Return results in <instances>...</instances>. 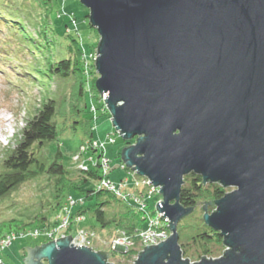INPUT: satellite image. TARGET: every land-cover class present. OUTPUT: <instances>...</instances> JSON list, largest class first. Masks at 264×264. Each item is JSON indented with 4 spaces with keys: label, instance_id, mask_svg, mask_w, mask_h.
Segmentation results:
<instances>
[{
    "label": "water",
    "instance_id": "obj_1",
    "mask_svg": "<svg viewBox=\"0 0 264 264\" xmlns=\"http://www.w3.org/2000/svg\"><path fill=\"white\" fill-rule=\"evenodd\" d=\"M81 2L99 33L95 87L114 129L135 137L121 160L160 187L156 207L170 220L169 236L134 264H264V0ZM190 172L232 187L200 207L223 238L216 258L182 256ZM25 247L24 264H114L70 234Z\"/></svg>",
    "mask_w": 264,
    "mask_h": 264
},
{
    "label": "trees",
    "instance_id": "obj_2",
    "mask_svg": "<svg viewBox=\"0 0 264 264\" xmlns=\"http://www.w3.org/2000/svg\"><path fill=\"white\" fill-rule=\"evenodd\" d=\"M35 2L38 5L36 13L39 15L40 21L37 25L30 23V20L28 22L38 28L39 38L36 39L30 35L25 27L22 28V32L18 28H14L16 23L22 26L25 25L23 21L27 20H24L25 17L23 18L20 14L24 10L21 4H18L16 0H0V25L4 24V28L10 33L6 37L12 40L14 47L12 51L17 47L24 54L31 55L33 67L48 77L56 76L57 78L69 79L72 76L75 81L68 97V111L65 110L68 100L66 95L59 102L51 96L44 97L39 107L26 120L25 126L17 133L16 146L9 148L4 157L1 158L0 199L17 189L22 183L31 181V179L42 176V174L48 176L52 189L44 211L39 210L31 216H25L26 220L15 216L0 220V239L12 231L20 232L25 229L43 228L54 224L55 215L60 211L66 196L68 194L72 196L71 191L74 190L85 199L84 204L74 210L75 213L82 212L85 214L89 211L99 224V228L111 227L114 229V234L122 229L134 239L135 244L129 248L128 252L110 250L107 261L130 257L140 249V239L136 232L144 227L145 217L136 206L118 199L112 192L93 189V184L101 178L98 165L89 167L86 171L77 166L69 168L62 163L63 154L59 145L53 149L49 146L64 129H73L76 124H79L89 134V139L92 138L94 135V118L92 114L87 118H82V114L88 105L87 98H85L88 90L85 87L86 76L84 74L82 44H78L77 40L72 37L66 40L65 44H59L63 46L57 49L55 32L50 18L54 13L55 1L35 0ZM9 9L14 12H9ZM32 19L37 21L33 16ZM49 30L54 35L49 34ZM5 39L4 35V39L1 41L4 42ZM95 76L91 83V99H97L96 95L99 92L95 87L98 76ZM80 104H82V109L79 108ZM134 138L125 140V146L132 143ZM121 154L122 151L119 153L120 157ZM183 181L179 198V202L183 206L195 208L199 201L212 202L228 192L227 188L219 182L208 181L204 183L200 174L196 172L185 174ZM213 206V204H209L208 207L213 209ZM50 219L53 220L52 224L49 223ZM178 225L179 245L183 257L188 256L187 252L190 246H194V251L198 252L195 257L200 258L211 255L209 245L212 243L224 248L221 234L205 224L203 216L198 217L194 222H186V225L179 221ZM186 228L188 231L183 234L181 230ZM43 241L42 244L49 242L46 238H43Z\"/></svg>",
    "mask_w": 264,
    "mask_h": 264
},
{
    "label": "rangeland",
    "instance_id": "obj_3",
    "mask_svg": "<svg viewBox=\"0 0 264 264\" xmlns=\"http://www.w3.org/2000/svg\"><path fill=\"white\" fill-rule=\"evenodd\" d=\"M53 15L51 18V25L53 31L55 32L56 41L55 44L57 49L65 44L66 40L70 38H75L78 44H82L83 52L86 55H90L93 52L96 53V47L98 45L99 33L96 28L89 22V11L88 8L81 2V0H54ZM18 4L23 7L22 17L27 20L23 21L25 25H15L14 28H18L22 32V28L25 27L29 31L30 35L39 38L38 28H36L37 23L40 21L39 15L36 13L38 5L35 0H16ZM9 12H14L9 9ZM32 16L36 18L37 21L32 19ZM30 20V21H29ZM36 25H32V24ZM49 21V20H48ZM4 24L0 25V161L4 157V154L9 148L16 146L17 133L26 124V120L35 112L39 107L42 99L44 97H53L59 101L62 100L63 96L66 95L67 99L69 93L71 92V86L75 79L71 76L69 79L48 77L43 74L42 71L33 67V62L31 55L24 54L23 51L15 47L12 51L13 43L12 40L6 36L10 34ZM14 30V29H13ZM49 34L50 30H49ZM54 35V34H52ZM26 43V41L24 40ZM59 45V46H58ZM95 59L92 58L87 61L85 66L84 74L86 76L85 85L88 82L89 87H87V92L85 98H87V108L82 114V118H87L91 115L92 104L96 105L97 117L94 118V135L90 139H105L107 132H112L114 126L110 119V113L108 109L102 108L103 102L96 98H90L91 83L95 75L98 76L96 72ZM43 63V62H42ZM41 63V65H42ZM84 64V63H83ZM37 67V66H35ZM87 69V71H86ZM86 87V86H85ZM98 94V93H97ZM97 96V95H96ZM68 102H66L65 110L68 109ZM70 105V103H69ZM82 109V104L79 105ZM68 111V110H67ZM116 131V130H114ZM116 143L110 144L106 148L107 156L110 158L111 166L108 170V176L111 180L118 182L122 177H128L131 181L132 174L127 172L126 169L120 167L119 153L125 146V140L122 139L120 133L116 134ZM89 139V134L82 129L79 124H76L75 128L64 129L58 137L52 141L49 146L51 149L59 145L60 150L63 154L62 163L69 168H74L77 166L76 162L73 161L72 156L78 151L79 147L83 145ZM92 156L94 160L97 159V152H92L91 150L83 153L81 160L88 163L90 167H93V163L88 160L89 156ZM232 187H228L227 190L230 191ZM51 182L48 176L43 175L31 181H26L22 183L17 189L13 190L6 197L0 199V220L10 218L11 216L23 218L26 220L25 216H31L33 213L39 210L44 211L46 207L47 200L50 196ZM72 197L76 199L80 197V194L74 190L71 191ZM155 196H152L147 201V210L152 211L154 207ZM204 202H199L194 210L183 219L180 223L186 225V222H194L198 217L203 216V210L200 209ZM80 204H76L73 208L76 210ZM207 210L211 212L215 209L208 207ZM116 209L118 207H115ZM191 215V216H190ZM86 222L83 224L86 227L95 229L98 233V237H104L105 239H110L114 235L113 228H99V224L91 216L89 211L85 212ZM52 219L49 223L52 224ZM93 225V226H91ZM178 225V224H177ZM179 226V225H178ZM182 233L186 234L188 229H182ZM179 233V230H178ZM185 241V240H184ZM43 238L41 236L31 237L23 236L17 237L13 240V245L6 248L2 254L4 256L7 264H24V257L27 255L26 247H34L35 245H41L43 243ZM180 242V237H179ZM210 246L211 255L206 256L211 258L219 257L225 249L221 245H216L212 243ZM95 251L107 250L104 244L96 240L94 241ZM188 256L191 261H198L200 257H195L198 253L194 251V246L188 247ZM110 255V254H109ZM183 255V253H182ZM203 255V254H202ZM185 257V258H186ZM132 256L122 257V259H111L109 262H114V264H133Z\"/></svg>",
    "mask_w": 264,
    "mask_h": 264
},
{
    "label": "built area",
    "instance_id": "obj_4",
    "mask_svg": "<svg viewBox=\"0 0 264 264\" xmlns=\"http://www.w3.org/2000/svg\"><path fill=\"white\" fill-rule=\"evenodd\" d=\"M83 63L87 64L89 59L96 58L97 54L92 53L86 55L84 52ZM87 71V69H86ZM86 87H89L87 82ZM90 92V91H89ZM107 94L104 92L97 94L98 100L104 103L102 108L106 109L104 98ZM91 114L93 118L97 117V108L95 104H92ZM110 116V115H109ZM115 130V129H114ZM112 132H107L105 139H88L83 145H81L77 152L73 156V161L76 162L77 167L81 170L86 171L90 166L88 163L81 160L83 153L91 150L92 152H97V159L94 160L90 155L88 160L93 163L95 167L98 165L100 167L101 178H99L93 185V189L106 190L112 192L118 199H121L128 204L136 206V208L145 217V224L142 229L137 230L136 234L139 241V250L132 255V262L134 264L138 252L143 250L145 245H154L161 241H164L171 233L167 216H162V212H159L156 207V203L162 201V193L158 190L160 187L154 186L151 180L147 176L139 175L137 172L128 168L126 164L121 160L120 167L126 169L127 172L132 174V179L129 182L128 177H122L118 182L110 179L108 176V170L110 169L111 162L110 158L107 156L106 148L110 144L116 143V134L119 133L118 130ZM151 181V182H150ZM150 182V183H149ZM155 196L154 207L152 211L147 210V201ZM64 204L62 205L60 211L55 215V223L50 226H44L43 228L34 227L33 229H25L23 231L17 232L12 231L7 235L1 237L0 239V264H7L4 259L2 252L12 246L13 240L17 237L31 236L37 237L41 236L46 238L48 241L56 240L59 237H65L66 235H71L72 243L76 246L84 245L87 247H94V241L100 239V243L104 244L107 250H118L121 252H128L135 243L134 239L131 238L124 230H119L117 234H114L110 239H105L104 237H98V233L95 229L86 227L83 223L86 222L85 214L82 212H74V206L84 204V197L80 196L74 199L71 195H67ZM94 249V248H93Z\"/></svg>",
    "mask_w": 264,
    "mask_h": 264
},
{
    "label": "crops",
    "instance_id": "obj_5",
    "mask_svg": "<svg viewBox=\"0 0 264 264\" xmlns=\"http://www.w3.org/2000/svg\"><path fill=\"white\" fill-rule=\"evenodd\" d=\"M13 245V244H12ZM35 247V246H34ZM34 247H32V248H34Z\"/></svg>",
    "mask_w": 264,
    "mask_h": 264
}]
</instances>
